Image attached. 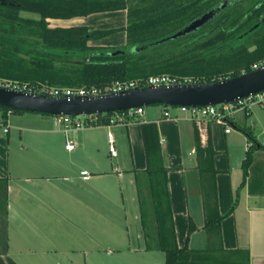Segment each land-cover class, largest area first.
<instances>
[{
    "label": "crops",
    "instance_id": "obj_1",
    "mask_svg": "<svg viewBox=\"0 0 264 264\" xmlns=\"http://www.w3.org/2000/svg\"><path fill=\"white\" fill-rule=\"evenodd\" d=\"M48 22L51 28L117 30L89 45L127 46V10ZM2 115L0 264H166L148 187L147 124L156 128L167 170L177 246L199 253L190 264H264V149L254 152L245 176L250 141L242 131L252 132L245 126L249 119L264 134L263 107L254 106L249 115L238 112L224 124L152 106L126 117L125 124L109 127L103 121L70 130L54 116ZM227 127L237 131L227 133ZM197 137L203 145L211 141L215 152L213 180L224 218L220 242L213 244L205 229ZM69 140L74 150L67 149ZM191 223L196 230L189 235Z\"/></svg>",
    "mask_w": 264,
    "mask_h": 264
},
{
    "label": "trees",
    "instance_id": "obj_2",
    "mask_svg": "<svg viewBox=\"0 0 264 264\" xmlns=\"http://www.w3.org/2000/svg\"><path fill=\"white\" fill-rule=\"evenodd\" d=\"M226 2L227 6L199 30L140 52L130 51L177 34ZM119 10L128 11V45L123 48L89 45L117 30L51 28L48 22ZM23 12L40 18H24ZM260 63H264V0H0V80L46 88L105 89L118 81L143 82L170 75L194 76L202 84L240 76ZM10 112L0 108L4 119ZM242 131L250 141L243 163L246 176L254 152L264 146L251 132ZM143 137L157 247L165 253L166 264H190L199 253L177 246L167 170L155 126L143 125ZM197 142L205 229L213 244L220 242L224 218L218 211L213 180L215 152L211 141L203 145L197 137ZM195 230L191 223L189 235Z\"/></svg>",
    "mask_w": 264,
    "mask_h": 264
},
{
    "label": "water",
    "instance_id": "obj_3",
    "mask_svg": "<svg viewBox=\"0 0 264 264\" xmlns=\"http://www.w3.org/2000/svg\"><path fill=\"white\" fill-rule=\"evenodd\" d=\"M207 13L177 34L150 44L134 47L140 52L197 31L214 19L225 7ZM264 92V66L240 76L218 82L195 85L146 86L121 93L92 97H52L0 88V108L11 112L39 113L49 116H93L125 113L147 106L208 107L220 106Z\"/></svg>",
    "mask_w": 264,
    "mask_h": 264
},
{
    "label": "built area",
    "instance_id": "obj_4",
    "mask_svg": "<svg viewBox=\"0 0 264 264\" xmlns=\"http://www.w3.org/2000/svg\"><path fill=\"white\" fill-rule=\"evenodd\" d=\"M264 63L255 64L252 70L262 68ZM199 84L196 80L192 78H182L170 75L153 76L146 81H126V82H115L110 87L105 89H98L95 87H76V88H46L30 85L27 83H18L12 81L0 80V88L19 91L23 93L31 94H44L47 96H52L56 98L60 97H92L101 96L106 94L121 93L133 90L135 88H142L146 86H170V85H195ZM254 106H261L264 108V92L251 96L245 99H239L232 103L223 104L220 106H208V107H178V109L186 114H189L191 118L195 121H212L217 120L227 124L228 121L238 112L250 114L251 109ZM167 109V108H166ZM143 108H138L135 110H130L125 113H113V114H102L93 115L90 117L79 116V117H69V116H58L55 117L59 124L65 126L66 130L71 128H83L91 125H102V122H107V125L115 126L118 124H125L126 117L135 118L136 116L142 115ZM165 117L170 118L168 111L165 112ZM231 131L230 127H227L226 132ZM109 140L111 144V155L116 156V150L114 148V139L112 135H109ZM68 150H74L75 144L73 141L69 140L67 144Z\"/></svg>",
    "mask_w": 264,
    "mask_h": 264
},
{
    "label": "rangeland",
    "instance_id": "obj_5",
    "mask_svg": "<svg viewBox=\"0 0 264 264\" xmlns=\"http://www.w3.org/2000/svg\"><path fill=\"white\" fill-rule=\"evenodd\" d=\"M21 16L22 17H24V18H30V19H33L34 17H36V15L35 14H25V13H21ZM127 45H128V42H127ZM193 77V78H192ZM186 78H192V79H194V80H196L197 82H199L200 81V79L199 78H196V77H194V76H191V77H186ZM162 108H167L168 110H174V107H167V106H161ZM149 108H152V106H147V107H145V109L146 110H148ZM176 108H178V107H176ZM87 117H90V116H87ZM245 126L248 128V129H251L252 130V135L256 138V140L260 143V142H262L263 144H264V134L262 135L261 134V132L263 131L262 129H257V130H254L253 129V127H252V124L250 123V120L248 119V121L245 123ZM230 129H232L233 130V132H236L237 130H235V128L234 127H230ZM237 129V128H236ZM96 256H99L98 254H96ZM84 264V263H83ZM87 264H89V261H88V263ZM97 264H101V263H97Z\"/></svg>",
    "mask_w": 264,
    "mask_h": 264
}]
</instances>
